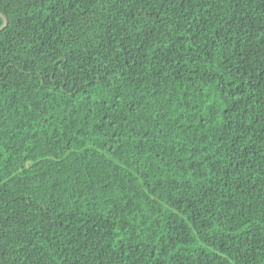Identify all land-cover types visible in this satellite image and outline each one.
I'll use <instances>...</instances> for the list:
<instances>
[{"label":"trees","instance_id":"trees-1","mask_svg":"<svg viewBox=\"0 0 264 264\" xmlns=\"http://www.w3.org/2000/svg\"><path fill=\"white\" fill-rule=\"evenodd\" d=\"M0 12V264H264V0Z\"/></svg>","mask_w":264,"mask_h":264},{"label":"water","instance_id":"water-1","mask_svg":"<svg viewBox=\"0 0 264 264\" xmlns=\"http://www.w3.org/2000/svg\"><path fill=\"white\" fill-rule=\"evenodd\" d=\"M0 16H1L2 19H3V23L0 25V30H2V29L4 28V26L6 25V23H7V18H6V16H5L3 13H1V12H0Z\"/></svg>","mask_w":264,"mask_h":264}]
</instances>
